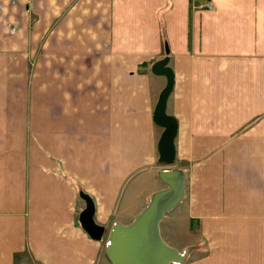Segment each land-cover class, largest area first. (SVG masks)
<instances>
[{
  "label": "crops",
  "instance_id": "obj_1",
  "mask_svg": "<svg viewBox=\"0 0 264 264\" xmlns=\"http://www.w3.org/2000/svg\"><path fill=\"white\" fill-rule=\"evenodd\" d=\"M165 47L188 195L167 213L204 245L186 264H264V0H0V264H97L80 193L107 238L166 187Z\"/></svg>",
  "mask_w": 264,
  "mask_h": 264
},
{
  "label": "water",
  "instance_id": "obj_2",
  "mask_svg": "<svg viewBox=\"0 0 264 264\" xmlns=\"http://www.w3.org/2000/svg\"><path fill=\"white\" fill-rule=\"evenodd\" d=\"M167 53L165 47V56L151 66L154 75L163 76L166 80L152 112L154 124L162 128L157 142V162L167 167L159 173L166 187L152 194L147 205L131 222L126 225L116 223L108 231L104 253L111 264H180L184 261L178 250L163 241L159 229L165 213L181 201L185 179L183 172L170 169L175 160L174 140L178 124L173 116L166 113V101L174 83ZM80 197L85 202L78 219L80 226L91 239L100 241L106 231L93 221L91 199L83 193Z\"/></svg>",
  "mask_w": 264,
  "mask_h": 264
},
{
  "label": "rangeland",
  "instance_id": "obj_3",
  "mask_svg": "<svg viewBox=\"0 0 264 264\" xmlns=\"http://www.w3.org/2000/svg\"><path fill=\"white\" fill-rule=\"evenodd\" d=\"M12 3L14 4V2L12 1ZM17 3L15 2V5ZM21 7V6H20ZM22 10V9H21ZM19 19H25V23L27 24V26L30 24H36V27L39 26V22L37 21V15H33L32 13H30L29 11L24 12L22 10L21 15H18ZM66 17V16H65ZM34 24V25H35ZM60 25V24H59ZM58 25V26H59ZM41 28H45V26L43 27H39ZM36 29L35 28V43H34V47H35V64H36V68L42 67L43 63H42V59L44 56V52L45 49H47L48 46V41L49 39L53 38L54 36V31L52 30L50 33L46 34L43 36V29ZM29 33H31L32 31L29 29L27 30ZM43 36V37H42ZM42 37V38H40ZM39 39H43V41H46L47 39V46H45L44 42L38 47L37 46V42L39 41ZM39 61V62H38ZM38 65V66H37ZM41 69V68H40ZM180 166L178 165V168ZM181 168V167H180ZM183 197L181 201L186 200L185 197H187V186L185 184V186H183ZM184 199V200H183ZM178 206L172 211L166 214V217L163 218L160 222V234L161 237L163 238V240H165V242H167L168 244L171 245V247L175 248L176 250H178V252L183 256V258H185V260H190V258L194 257V253L196 249H202L203 250V243H200L198 240L200 238V233L197 230V228L194 227V225H189L188 226H181L180 222L181 219L184 220L187 216L185 214V212L183 210H178ZM173 227V228H170ZM107 242V238L105 236L102 237V247H101V251H100V256L98 258V263L97 264H111L110 261L106 258V255L104 253V247L106 245ZM169 245V246H170ZM195 248V249H194ZM17 264H35L33 262H31L29 260V258L27 257H22L20 259H18ZM186 264V262L184 263Z\"/></svg>",
  "mask_w": 264,
  "mask_h": 264
},
{
  "label": "trees",
  "instance_id": "obj_4",
  "mask_svg": "<svg viewBox=\"0 0 264 264\" xmlns=\"http://www.w3.org/2000/svg\"><path fill=\"white\" fill-rule=\"evenodd\" d=\"M186 262L185 258H184V261L181 263V264H184Z\"/></svg>",
  "mask_w": 264,
  "mask_h": 264
},
{
  "label": "bare ground",
  "instance_id": "obj_5",
  "mask_svg": "<svg viewBox=\"0 0 264 264\" xmlns=\"http://www.w3.org/2000/svg\"><path fill=\"white\" fill-rule=\"evenodd\" d=\"M185 180V179H184ZM183 186H184V183H183ZM184 188V187H183Z\"/></svg>",
  "mask_w": 264,
  "mask_h": 264
},
{
  "label": "built area",
  "instance_id": "obj_6",
  "mask_svg": "<svg viewBox=\"0 0 264 264\" xmlns=\"http://www.w3.org/2000/svg\"><path fill=\"white\" fill-rule=\"evenodd\" d=\"M208 7H209V5H208Z\"/></svg>",
  "mask_w": 264,
  "mask_h": 264
}]
</instances>
